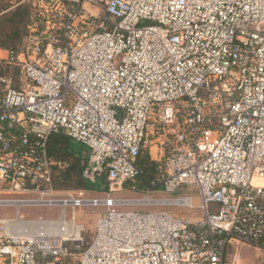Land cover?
Listing matches in <instances>:
<instances>
[{
	"label": "built area",
	"instance_id": "built-area-1",
	"mask_svg": "<svg viewBox=\"0 0 264 264\" xmlns=\"http://www.w3.org/2000/svg\"><path fill=\"white\" fill-rule=\"evenodd\" d=\"M19 3L21 45H0V203L17 207L0 219V264H226L240 244L264 254V0ZM56 133L85 150L93 188L54 185L69 167L48 150ZM153 144L159 189L195 185L200 217L115 196ZM88 207L100 211L90 236L76 216Z\"/></svg>",
	"mask_w": 264,
	"mask_h": 264
},
{
	"label": "rangeland",
	"instance_id": "rangeland-1",
	"mask_svg": "<svg viewBox=\"0 0 264 264\" xmlns=\"http://www.w3.org/2000/svg\"><path fill=\"white\" fill-rule=\"evenodd\" d=\"M20 4L19 0H0V8L3 7L5 10L0 12V43L2 44H10L12 40H9L11 35V27L8 24L7 18L4 15L10 9H13L16 5ZM7 7V8H6ZM71 143L76 147L80 148L78 144L71 141ZM158 177L159 173L156 169H154L153 178L150 181V184L146 185L145 187H140V181H136V189H132L130 185H126L120 192H118L115 196L126 200L131 201L133 205L126 207V209H163L169 211L171 213H175L179 216L187 215L191 218H198L201 216L200 211V196L198 193V188L195 185H183L178 191L172 194H166L159 190H148L152 185L155 187L158 185ZM154 181V182H152ZM138 187V188H137ZM60 188V187H59ZM65 189V188H64ZM67 190H77L79 188H66ZM145 195H150L152 198H174L177 196H188L191 201V207H178L172 205H159V206H141L136 205L135 203H139L140 199H143ZM21 195L18 194H7L5 197H20ZM1 199V198H0ZM0 203V219L7 218L13 216L16 212V205H1ZM99 208L88 207V208H81L78 209L76 212L77 219L85 224L86 229L92 231L94 226V220L97 215L100 214L98 211ZM20 212L23 216L26 217H37V216H47L51 214L47 208L45 207H27L22 206L20 208ZM69 212L67 215L69 216ZM228 255L226 264H264V254L260 253L256 249L252 247H248L245 245H238L234 248L228 249ZM238 250L239 257L238 259H233L234 253Z\"/></svg>",
	"mask_w": 264,
	"mask_h": 264
},
{
	"label": "trees",
	"instance_id": "trees-1",
	"mask_svg": "<svg viewBox=\"0 0 264 264\" xmlns=\"http://www.w3.org/2000/svg\"><path fill=\"white\" fill-rule=\"evenodd\" d=\"M3 10H5V8L1 7L0 12ZM4 15L6 16L8 24H10L11 27V35L9 37V40H13L10 44L0 43V45L16 50L21 45L22 39L26 32V23L29 15L28 5L23 3L18 4L13 9L5 12ZM9 71V68L0 67V73L2 74H8ZM48 150L56 157L66 159L69 162V167L66 170H55L54 185L56 187L93 188V186L90 185L87 181L83 180L80 175V170L86 164V153L82 148H76L66 135L62 133H56L51 135L49 138ZM137 164L140 170L139 175L132 180H128L125 183V186L130 185L136 187L137 180L141 182L140 187L142 188L150 184V181L153 178L154 169H156L155 161L150 159L146 150H143L138 157ZM153 188L158 190L160 186L156 185ZM86 232L87 235L90 236V232L88 229H86Z\"/></svg>",
	"mask_w": 264,
	"mask_h": 264
},
{
	"label": "crops",
	"instance_id": "crops-1",
	"mask_svg": "<svg viewBox=\"0 0 264 264\" xmlns=\"http://www.w3.org/2000/svg\"><path fill=\"white\" fill-rule=\"evenodd\" d=\"M69 140H71L70 138H68ZM72 141V140H71ZM74 142V141H73ZM76 143V142H75ZM77 144V143H76ZM79 145V144H78ZM80 146V145H79ZM80 148H82L80 146ZM83 149V148H82ZM84 150V149H83ZM146 151L148 152V155L150 157L151 160L155 161L158 158V153H159V149L158 146L156 144L151 145L149 148L146 149ZM85 152V150H84Z\"/></svg>",
	"mask_w": 264,
	"mask_h": 264
},
{
	"label": "bare ground",
	"instance_id": "bare-ground-1",
	"mask_svg": "<svg viewBox=\"0 0 264 264\" xmlns=\"http://www.w3.org/2000/svg\"><path fill=\"white\" fill-rule=\"evenodd\" d=\"M145 201H147V200H145ZM17 205H18V203H17Z\"/></svg>",
	"mask_w": 264,
	"mask_h": 264
}]
</instances>
